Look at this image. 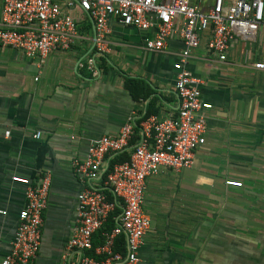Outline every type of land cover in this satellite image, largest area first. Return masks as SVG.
<instances>
[{"label": "crops", "instance_id": "1", "mask_svg": "<svg viewBox=\"0 0 264 264\" xmlns=\"http://www.w3.org/2000/svg\"><path fill=\"white\" fill-rule=\"evenodd\" d=\"M213 1L199 2L206 10ZM75 4L79 38L70 50L40 60L0 46L1 258L12 248L25 203L27 185L15 178L33 184L51 174L33 264H60L84 186L72 160L128 122L169 119L179 108L175 64L182 39L173 36L162 51H150L146 40L155 31L111 18L102 49L92 18ZM2 9L0 0V30ZM207 38L187 66L202 80V99L212 106L199 112L206 143L192 168H162L147 178L144 211L151 226L141 264H264V70L255 68L263 56L258 45L236 38L227 60L219 62L208 52Z\"/></svg>", "mask_w": 264, "mask_h": 264}, {"label": "built area", "instance_id": "2", "mask_svg": "<svg viewBox=\"0 0 264 264\" xmlns=\"http://www.w3.org/2000/svg\"><path fill=\"white\" fill-rule=\"evenodd\" d=\"M199 1L78 0L79 8L94 22V41L99 48L105 49L109 20L116 18L123 26L155 31L154 38L146 40L150 51H162L173 36L182 39L184 49L175 64L179 98L176 116L165 120L150 116L139 124L128 122L117 135L102 136L89 146L84 157L72 160L73 171L84 186L77 198L76 225L60 264H141L140 248L151 226L144 211L147 178L162 168H192L197 150L206 143L207 125L199 112L212 106L202 99V80L187 67L192 50L200 47L204 36L208 35V52L219 62L227 60L236 38L258 45L263 58L255 68L264 70V0H214L206 10ZM2 3L1 47L19 50L29 59L45 60L51 53L68 51L76 44L78 22L71 14L75 2ZM40 137L41 132H36L34 138ZM125 152H131L128 161L111 164ZM15 180L27 185L25 203L12 248L4 258L0 256V262L33 264L42 244L43 214L52 176L46 173L33 184L27 179ZM227 183L242 186L237 181ZM99 233L101 242L94 246ZM123 247L124 252L120 251Z\"/></svg>", "mask_w": 264, "mask_h": 264}, {"label": "trees", "instance_id": "3", "mask_svg": "<svg viewBox=\"0 0 264 264\" xmlns=\"http://www.w3.org/2000/svg\"><path fill=\"white\" fill-rule=\"evenodd\" d=\"M136 140H137V138L133 140V143H135ZM130 155H131V152H125V153H123V154L117 155V156L112 160L111 164L114 165V164L124 163V162H126V161H128V160L130 159ZM110 226L113 227L112 224H110ZM111 227H110V228H111ZM101 238H102V236H101L100 233L96 235V237H95V242H94V246H97V245L100 244V242H101ZM123 241H124V238L121 237V238H120V242H123ZM120 251L124 252V247H123V248H120ZM91 254H92V253H91Z\"/></svg>", "mask_w": 264, "mask_h": 264}, {"label": "water", "instance_id": "4", "mask_svg": "<svg viewBox=\"0 0 264 264\" xmlns=\"http://www.w3.org/2000/svg\"><path fill=\"white\" fill-rule=\"evenodd\" d=\"M76 3H78V0H74ZM94 31H95V27H94Z\"/></svg>", "mask_w": 264, "mask_h": 264}]
</instances>
